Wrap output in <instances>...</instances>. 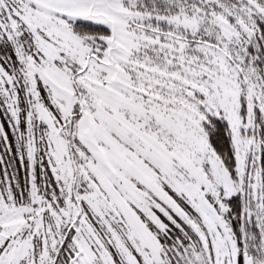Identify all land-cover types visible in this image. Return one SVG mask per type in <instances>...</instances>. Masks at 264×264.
<instances>
[{"label":"snow or ice","instance_id":"1","mask_svg":"<svg viewBox=\"0 0 264 264\" xmlns=\"http://www.w3.org/2000/svg\"><path fill=\"white\" fill-rule=\"evenodd\" d=\"M0 264H264V0H0Z\"/></svg>","mask_w":264,"mask_h":264}]
</instances>
